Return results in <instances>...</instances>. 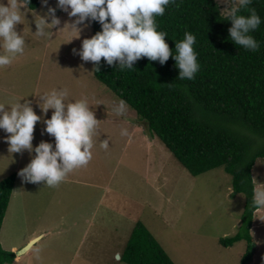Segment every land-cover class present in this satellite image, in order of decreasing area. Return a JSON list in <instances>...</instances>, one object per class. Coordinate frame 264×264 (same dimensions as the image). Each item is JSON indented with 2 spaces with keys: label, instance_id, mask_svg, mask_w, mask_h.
Masks as SVG:
<instances>
[{
  "label": "rangeland",
  "instance_id": "374dc122",
  "mask_svg": "<svg viewBox=\"0 0 264 264\" xmlns=\"http://www.w3.org/2000/svg\"><path fill=\"white\" fill-rule=\"evenodd\" d=\"M215 1L227 15L223 11L230 5ZM2 2L7 5L8 0ZM56 4L48 0L49 6ZM21 11L15 30L23 34L25 50L0 68V103L31 100L41 115L39 95L67 89L68 100L87 98L99 123L92 159L55 187L18 176L31 156L27 150L11 153L4 139L9 134L0 130V182L16 174L0 245L16 255L40 237L13 264H125L117 256L138 221L174 264H239L247 251L245 240L230 247L219 241L232 238L241 225L244 198L233 193L231 177L222 168L190 175L133 109L128 106L123 116L114 114L112 106L119 98L94 77L93 62L73 53L81 49L83 39L91 38V22L85 21L86 28L78 26L82 31L76 37L68 26L76 18L57 8L61 23L51 29L49 39L34 34V19L38 21L36 15H44L47 7L41 3L35 11ZM44 127L41 122L34 126L33 147L41 141L54 145V137L41 134ZM122 129L128 134L121 135ZM104 140L108 148L101 146ZM252 178L255 188L256 182L264 184V160L255 162ZM250 235V264H264V208L256 212Z\"/></svg>",
  "mask_w": 264,
  "mask_h": 264
},
{
  "label": "trees",
  "instance_id": "16d2710c",
  "mask_svg": "<svg viewBox=\"0 0 264 264\" xmlns=\"http://www.w3.org/2000/svg\"><path fill=\"white\" fill-rule=\"evenodd\" d=\"M40 0H30L35 11ZM262 18L250 33L260 42L251 52L229 39L232 26L215 0H175L163 16L156 17L158 30L167 33L165 42L175 54V42L185 32L195 35L194 49L200 70L193 80L176 79L179 69L170 56L163 65L147 57L137 60L133 69L119 70L101 58L94 77L127 102L148 131L192 176L222 168L231 177L235 195L244 198L239 231L220 239L223 247L245 240L247 251L239 264L251 262L250 231L260 207L251 199L255 189L252 168L264 160V0H253ZM242 14H247L243 12ZM92 36L101 31L91 21ZM94 69V62H93ZM16 174L0 182V229L15 185ZM13 252L0 245V264H12ZM125 264H174L151 234L136 223L119 258Z\"/></svg>",
  "mask_w": 264,
  "mask_h": 264
},
{
  "label": "clouds",
  "instance_id": "9594fccd",
  "mask_svg": "<svg viewBox=\"0 0 264 264\" xmlns=\"http://www.w3.org/2000/svg\"><path fill=\"white\" fill-rule=\"evenodd\" d=\"M225 2L230 5L223 11L232 25L228 29L229 39L247 51H259L260 42L250 34L262 23L261 16L255 8L250 7L253 0ZM41 3L47 7V12L36 15L38 21L34 19V34L38 37L50 39L53 35L51 29L61 23L55 15L57 8L69 17L76 18L68 25L77 32L76 37L82 31L78 26H89L86 20L100 23L101 31L91 38L83 39L79 51L73 49V53L83 61L94 62V72L100 71L101 58L109 66L116 63L117 68L123 71L133 69L134 63L142 57L150 61L158 60L163 65L170 56L179 69L176 79L193 80L200 70L198 54L194 49V34L185 32L184 38L175 42L173 54L165 42L167 33L158 30L156 17L163 16L166 8L174 4L175 0H57L55 8L48 5V0H41ZM29 4L30 0H8L5 5L0 0V49H3L0 53V68L10 65L25 50V38L23 34L17 33L15 26L21 23V13H24L21 8L26 9ZM39 97L37 103L41 115L36 114L31 100L20 103L21 98L10 104L0 103V130L9 134L4 139L11 153L27 150L31 156L30 162L18 172V176L26 182L43 181L47 186L55 187L70 172L86 166L92 159L93 137L99 121L94 111L90 110L87 98L68 100L67 89H52ZM49 109L53 110L51 117L45 118ZM112 110L116 116H123L128 110L127 102L119 99L114 102ZM37 122L45 125L42 135L46 132L54 137V145L41 141L33 147L34 126ZM127 134V129L121 130V135ZM101 146L108 148V140L102 141ZM33 152L35 155H32ZM256 185L251 202L255 207L264 208V184L256 182Z\"/></svg>",
  "mask_w": 264,
  "mask_h": 264
},
{
  "label": "water",
  "instance_id": "95a60500",
  "mask_svg": "<svg viewBox=\"0 0 264 264\" xmlns=\"http://www.w3.org/2000/svg\"><path fill=\"white\" fill-rule=\"evenodd\" d=\"M40 237L32 240L28 245H26V247L22 248L21 250L16 252V257H19L23 254H25L26 252H28L30 250V248L39 240ZM118 260H119V255L117 256Z\"/></svg>",
  "mask_w": 264,
  "mask_h": 264
},
{
  "label": "crops",
  "instance_id": "0c3cea01",
  "mask_svg": "<svg viewBox=\"0 0 264 264\" xmlns=\"http://www.w3.org/2000/svg\"><path fill=\"white\" fill-rule=\"evenodd\" d=\"M41 4V3H40ZM14 187H15V185H14ZM14 190V189H13ZM138 222H140V221H138ZM44 235V234H43ZM43 235H41V237H43ZM31 249V248H30ZM13 251H15V249L13 248ZM27 253H29V252H26L25 254H23V255H26ZM20 257V256H19ZM19 257H18V259H19ZM17 258V257H16ZM15 261V260H14ZM13 264V263H12Z\"/></svg>",
  "mask_w": 264,
  "mask_h": 264
}]
</instances>
